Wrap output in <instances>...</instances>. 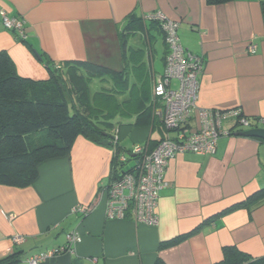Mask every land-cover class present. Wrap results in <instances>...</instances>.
I'll return each instance as SVG.
<instances>
[{
  "label": "crops",
  "instance_id": "0c3cea01",
  "mask_svg": "<svg viewBox=\"0 0 264 264\" xmlns=\"http://www.w3.org/2000/svg\"><path fill=\"white\" fill-rule=\"evenodd\" d=\"M1 11L25 23L22 41L0 18V54L20 77L47 82L56 67L67 78L86 76L69 69L86 63L117 78L81 84L85 103L110 116L108 145L80 136L68 156L42 163L28 188L0 184V260L15 253L16 264H28L33 255L65 246L71 232L82 242L41 264H216L226 247L264 258V202L224 214L264 189V140L240 136L248 130L232 121L214 156L184 154L169 162L157 226L107 215L117 151L140 145L151 153L167 135L153 94L165 73L167 47L160 26L146 16L161 13L178 22L182 46L204 60L200 108H239L255 121L264 118V0H0ZM132 16L140 23L123 47L120 36ZM78 207L88 212H76ZM16 236L25 243L15 245Z\"/></svg>",
  "mask_w": 264,
  "mask_h": 264
},
{
  "label": "built area",
  "instance_id": "2783aa9c",
  "mask_svg": "<svg viewBox=\"0 0 264 264\" xmlns=\"http://www.w3.org/2000/svg\"><path fill=\"white\" fill-rule=\"evenodd\" d=\"M0 18L6 31L13 33L18 40L26 39L23 20L9 17L5 11L0 12ZM146 20L160 24L167 47L165 73L153 90L156 101L161 105L155 114L162 118L167 135L151 153L135 145L129 153L116 155L119 176L108 190L107 215L111 220L128 219L136 224L155 227L159 224L156 209L160 193L168 187L164 178L169 162L184 154L214 156L220 138L231 134L225 129L227 123L232 121L235 128L252 130L263 125L264 118L253 121L239 108L228 111L200 108L198 98L204 60L182 46L178 22L168 20L161 13L149 14ZM250 52L254 54V48ZM113 145L117 148L118 138L113 139ZM76 212L86 214L88 209L78 207ZM66 240L65 246L33 255L27 263L41 264L65 252H72L82 242V236L71 232ZM12 241L19 246L25 243L26 238L16 236Z\"/></svg>",
  "mask_w": 264,
  "mask_h": 264
},
{
  "label": "trees",
  "instance_id": "16d2710c",
  "mask_svg": "<svg viewBox=\"0 0 264 264\" xmlns=\"http://www.w3.org/2000/svg\"><path fill=\"white\" fill-rule=\"evenodd\" d=\"M232 0H208L219 5ZM148 21V20H147ZM160 26L158 22L149 21ZM140 21L134 16L120 36L125 47L127 35L134 33L133 24ZM135 27L134 29H136ZM161 28V27H160ZM70 70L86 71V76L65 77L63 69H49L52 78L34 82L20 77L13 62L0 54V184L12 188H28L38 177L39 166L47 160L68 156L78 137L102 144L112 137L110 116L97 111L84 100L82 82L92 78H117L108 69L91 64H70ZM77 104H80V107ZM74 108V109H73ZM71 110H73L71 112ZM120 154L117 151L116 155ZM118 156L112 163V182L118 179ZM264 202V189L224 214L240 207L257 206ZM178 240L162 245H173ZM17 254L0 260V264H16ZM157 264H165L161 260ZM216 264H264V258L254 259L236 247H226L223 260Z\"/></svg>",
  "mask_w": 264,
  "mask_h": 264
},
{
  "label": "water",
  "instance_id": "95a60500",
  "mask_svg": "<svg viewBox=\"0 0 264 264\" xmlns=\"http://www.w3.org/2000/svg\"><path fill=\"white\" fill-rule=\"evenodd\" d=\"M240 136L264 140V129L257 128V129L248 130L246 132L241 133ZM103 145L104 146L108 145V142H104ZM131 167H134V164H132Z\"/></svg>",
  "mask_w": 264,
  "mask_h": 264
},
{
  "label": "rangeland",
  "instance_id": "374dc122",
  "mask_svg": "<svg viewBox=\"0 0 264 264\" xmlns=\"http://www.w3.org/2000/svg\"><path fill=\"white\" fill-rule=\"evenodd\" d=\"M97 85H98V83H97ZM98 87H99V85H98ZM99 91H100V89H99Z\"/></svg>",
  "mask_w": 264,
  "mask_h": 264
}]
</instances>
